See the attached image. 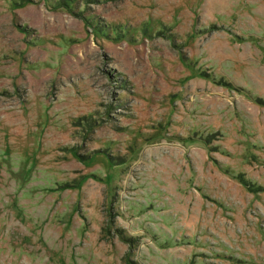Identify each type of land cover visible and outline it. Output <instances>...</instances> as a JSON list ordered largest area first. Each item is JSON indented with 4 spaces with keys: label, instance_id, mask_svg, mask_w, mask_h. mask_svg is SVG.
Returning a JSON list of instances; mask_svg holds the SVG:
<instances>
[{
    "label": "rangeland",
    "instance_id": "374dc122",
    "mask_svg": "<svg viewBox=\"0 0 264 264\" xmlns=\"http://www.w3.org/2000/svg\"><path fill=\"white\" fill-rule=\"evenodd\" d=\"M0 264H264V0H0Z\"/></svg>",
    "mask_w": 264,
    "mask_h": 264
}]
</instances>
